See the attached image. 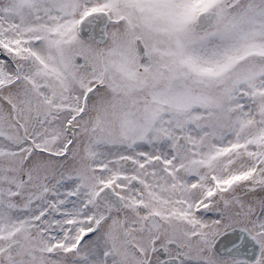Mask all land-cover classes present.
Returning <instances> with one entry per match:
<instances>
[{
	"label": "snow or ice",
	"instance_id": "obj_1",
	"mask_svg": "<svg viewBox=\"0 0 264 264\" xmlns=\"http://www.w3.org/2000/svg\"><path fill=\"white\" fill-rule=\"evenodd\" d=\"M0 264H264V0H0Z\"/></svg>",
	"mask_w": 264,
	"mask_h": 264
}]
</instances>
